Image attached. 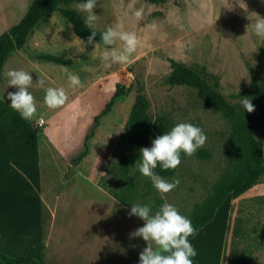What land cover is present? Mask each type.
I'll return each instance as SVG.
<instances>
[{"label":"rangeland","instance_id":"rangeland-1","mask_svg":"<svg viewBox=\"0 0 264 264\" xmlns=\"http://www.w3.org/2000/svg\"><path fill=\"white\" fill-rule=\"evenodd\" d=\"M31 1L0 0V35L21 18ZM83 3L73 1L64 6L75 8L85 18L89 13L81 8ZM156 11L160 14H154ZM93 13L97 17L94 28L105 32L111 27L118 32L132 33L137 45L127 63H113L109 58L100 64L99 74H96L100 76L99 83L94 86L89 103L90 115L108 98L115 82L128 84L139 78L144 84L143 92L149 100L152 115L165 114L173 125L192 123L205 133L206 139L200 148L207 149L210 156H187L180 160L173 175L162 177L169 181L173 177L178 179L174 189L160 193L153 186L150 189L138 186L134 192V204L151 207L153 198L159 197L162 203L173 204L182 215L190 212L195 208L194 203L207 197L211 183L226 169L225 143L229 124L219 112L202 104L195 88L163 83L161 77L169 70V59L173 58L206 66L219 76L220 85L226 93L245 88L250 80L249 68L259 72L262 66L257 55L259 44L253 25L258 16L264 17V0H95ZM99 46L104 53L110 48L122 49L123 42L116 40L112 45ZM133 98L132 91L118 97L111 111L102 118L101 126L90 143L98 163L89 171L83 170L74 176L73 194L76 197L86 199L98 194L92 186L94 181L106 179L108 186H115L114 176L104 174V169L123 149L118 135ZM30 123H35L45 133L49 120L35 116ZM4 124L6 118H0V127ZM15 126L21 129V124ZM84 127L85 123L77 129L80 137ZM74 136L75 132L72 140ZM255 136L264 141V123L257 127ZM54 137L63 135L56 134ZM154 137L151 136L150 143ZM5 138L6 130L0 131V139ZM23 140L27 141L19 138V141ZM150 143L144 147H149ZM77 152L78 149L73 155L66 156L72 158ZM21 153L22 157L14 162L27 176H32L37 164L44 163L45 158L41 159L33 146H27ZM0 168L2 179L15 177L16 172L11 167L1 163ZM51 170L50 164L43 167L44 174L56 176ZM88 176L93 183L86 182ZM61 193L66 196L64 189ZM61 206L60 202L59 214ZM234 224L236 233L240 234V225L245 231L243 235L232 237ZM189 240L197 251L193 264H264V182L252 185L236 197L227 195L213 218Z\"/></svg>","mask_w":264,"mask_h":264},{"label":"crops","instance_id":"crops-1","mask_svg":"<svg viewBox=\"0 0 264 264\" xmlns=\"http://www.w3.org/2000/svg\"><path fill=\"white\" fill-rule=\"evenodd\" d=\"M69 25L57 10L52 11L34 25L21 48L9 53L0 71V118H6V124L0 127V131L6 130V138L0 139V165L5 164L16 172L15 177L4 180L0 168V253L16 257L41 241L46 264H136L146 242L129 234L142 226L143 220L128 215L130 207L111 196L97 181L92 186L98 194L92 198L80 199L73 194L74 176L80 171H89L98 161L90 148L75 165L73 157L66 155H73L79 149L86 126L106 98L90 115L91 93L99 83L100 76L96 74L104 60L99 44L95 41L89 44ZM44 54L69 58L71 63L40 57ZM8 69L30 72L33 85L29 91L36 101V116L49 120L45 133L35 123L21 119L8 105L7 92L14 90L11 86L7 88ZM67 72L78 75L79 86L70 85ZM38 79L44 81V87L37 84ZM46 87H62L65 103L55 109L48 108L43 101ZM17 123L21 129L15 126ZM84 123L80 137L77 129ZM74 132L76 136L72 140ZM56 134L63 137L56 138ZM27 146H33L41 159L45 158L44 163L37 164L32 176H27L14 162L22 157L21 152ZM49 164L56 176L44 174L43 167ZM88 179L85 178L86 182L93 183ZM63 189L66 196L61 195Z\"/></svg>","mask_w":264,"mask_h":264},{"label":"trees","instance_id":"trees-1","mask_svg":"<svg viewBox=\"0 0 264 264\" xmlns=\"http://www.w3.org/2000/svg\"><path fill=\"white\" fill-rule=\"evenodd\" d=\"M73 1L84 0H32L21 18L0 35V71L5 59L11 51L21 48L27 36L32 32L35 24L45 19L57 10L71 24L73 32L80 38L87 40L90 30L95 31L93 41L105 45L101 40L102 31L84 25L82 13L75 8L64 6ZM156 2L158 0H148ZM160 14V11L154 12ZM257 55L261 62V70L255 72L249 68L250 80L245 88L235 93H226L219 82V76L198 63H185L169 59V70L161 77L163 83L170 85H187L195 88L196 95L203 105L219 112L228 122L229 130L225 143L226 169L216 181L211 183L207 197L194 203L195 208L183 214L187 216L195 228H200L214 216L218 206L227 195L236 197L258 182H264V141L255 136L256 129L264 123V46L258 45ZM40 57L62 64H69V58L44 54ZM144 84L139 78H134L128 84L115 82L112 90L101 108L91 117L78 152L72 158L75 165L89 152V139L93 136L100 119L113 107L116 99L134 92V98L125 119L123 129L118 135V142L123 145L119 155L105 165L104 174H112L115 186H108L107 180L97 182L111 196L130 207L134 204L138 186L152 187V181L139 173L134 166L139 162V148L150 143L151 136H157L173 126L172 120L165 114L152 115L149 112V100L143 92ZM250 97L254 105L252 112L240 109L241 97ZM233 99V100H232ZM207 158V149L198 148L192 155ZM181 153V159L185 158ZM175 169H160L157 165L154 171L161 177L173 175ZM153 211L162 204L159 197L153 198ZM240 234L232 229V237L243 235L245 231L240 227ZM44 244L39 241L28 250L16 257H8L0 253V264H46L43 258ZM138 264V263H136Z\"/></svg>","mask_w":264,"mask_h":264},{"label":"clouds","instance_id":"clouds-1","mask_svg":"<svg viewBox=\"0 0 264 264\" xmlns=\"http://www.w3.org/2000/svg\"><path fill=\"white\" fill-rule=\"evenodd\" d=\"M95 0H84L81 8L89 14L83 23L92 29L96 20L93 13ZM139 15V13H137ZM71 26V25H69ZM253 33L257 37V43L264 45V17L258 16ZM95 31L90 30L87 37L89 44L93 43ZM101 40L105 45H112L116 40L123 42L122 49L110 48L101 55L102 60L111 59V62L127 63L131 54L135 51L137 40L134 34L118 32L114 28H108L101 34ZM70 85L79 86L81 81L78 75L67 72ZM7 88L13 91L7 92L8 104L18 113L19 117L26 121H32L37 113L36 101L30 87L33 78L30 72L23 69H8ZM37 84L44 87V81L37 80ZM43 101L50 109H55L65 103L66 95L62 87H46ZM240 109L252 112L254 105L250 97L240 96ZM206 136L203 130L189 122H179L169 130L162 132L151 139L149 147L139 148V162L135 167L139 173L152 181V186L160 193H168L174 189L179 180L173 177L170 181L158 175L154 169L159 165L160 169H175L181 160V153L192 156L205 142ZM128 215H135L143 220V225L130 232V237H140L146 242V246L138 254V264H193V258L197 251L189 240L199 231L192 225L191 220L178 211L168 202H163L155 211L148 204L135 203L130 205Z\"/></svg>","mask_w":264,"mask_h":264}]
</instances>
